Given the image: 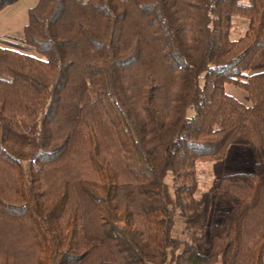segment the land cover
I'll list each match as a JSON object with an SVG mask.
<instances>
[{"label": "trees", "instance_id": "1", "mask_svg": "<svg viewBox=\"0 0 264 264\" xmlns=\"http://www.w3.org/2000/svg\"><path fill=\"white\" fill-rule=\"evenodd\" d=\"M0 264H264V0H37L0 46Z\"/></svg>", "mask_w": 264, "mask_h": 264}, {"label": "rangeland", "instance_id": "2", "mask_svg": "<svg viewBox=\"0 0 264 264\" xmlns=\"http://www.w3.org/2000/svg\"><path fill=\"white\" fill-rule=\"evenodd\" d=\"M37 3V0H18L16 3L5 7L0 11V46L18 47L23 35V28L28 22V10ZM230 39L236 40L247 29L248 21L241 16L231 18ZM21 50V49H19ZM22 52H28L21 50ZM33 54L34 52L30 50ZM226 92L237 100L248 104L247 95L232 85H225ZM253 171V159L251 149L247 146H230L224 157L220 159L201 160L196 164L197 191L196 196L208 193L212 203L209 214V223L217 221L228 209V202L215 190L218 179L229 174H249ZM171 184L170 176L165 180ZM183 224L180 220L175 223L174 236L183 239ZM205 244L203 252L207 251Z\"/></svg>", "mask_w": 264, "mask_h": 264}]
</instances>
